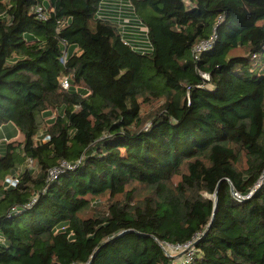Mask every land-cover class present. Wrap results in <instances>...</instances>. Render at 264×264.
<instances>
[{"label": "trees", "instance_id": "1", "mask_svg": "<svg viewBox=\"0 0 264 264\" xmlns=\"http://www.w3.org/2000/svg\"><path fill=\"white\" fill-rule=\"evenodd\" d=\"M103 1L0 0V264H264V0Z\"/></svg>", "mask_w": 264, "mask_h": 264}, {"label": "built area", "instance_id": "2", "mask_svg": "<svg viewBox=\"0 0 264 264\" xmlns=\"http://www.w3.org/2000/svg\"><path fill=\"white\" fill-rule=\"evenodd\" d=\"M35 12L40 16L41 15V8L37 7L35 9ZM116 19H117V24H118V28H119V32L118 34L122 37L123 34H125L124 31V26L121 25L119 22L121 20L122 17V0H119L118 3V7L116 9ZM216 36L212 35L207 41L204 42H200L199 44L196 45V47L194 48V55L193 58L195 60L198 59L199 55L203 52H206L208 50H210V48L212 47L214 40H215ZM65 57H66V53L65 50L63 49L62 51V57L60 59V63L64 64L65 63ZM201 78L203 80H208L207 75L202 74L200 75ZM60 86L62 87V89H68L69 88V82L67 78H61L60 79ZM76 169V166H72L68 163L65 162H61L60 165L58 167L52 168L47 172V182L48 183H52L55 182L63 173L68 172V171H73ZM5 183L7 187H13L14 185H16L18 183L17 177L16 176H8L5 179ZM264 183V176H261L257 183L254 185V187L250 190V192L245 195V196H240L237 193L232 192V196L234 197V199L238 202L244 201L249 199L260 187L261 185ZM35 202V199L32 200V202L27 205L26 207H24L25 209H28L31 207V205ZM11 212L17 214L18 211L17 209H12ZM196 241V237L192 238L191 241L183 244V245H168V244H164V243H160V246L162 248V250L164 251V253L166 254L167 257L172 258V260L174 261L173 263L176 264H190L192 261V258L194 256V242ZM178 253H183L182 256L179 258V260L176 258L178 257Z\"/></svg>", "mask_w": 264, "mask_h": 264}, {"label": "crops", "instance_id": "3", "mask_svg": "<svg viewBox=\"0 0 264 264\" xmlns=\"http://www.w3.org/2000/svg\"><path fill=\"white\" fill-rule=\"evenodd\" d=\"M115 7H116L115 0H104L102 2V13H103V15L107 16L109 18L112 17L116 11ZM127 8H128L127 4L124 3V1H123L122 10L124 12V21L127 22L128 24H131L130 17L128 16V15H130V12H129V10H127ZM132 27H135V26H132ZM4 128L6 129L7 126ZM2 132H3V127L0 128V141H3V139H6V137L11 136L13 134V131L9 130V132H7L6 134H3L1 136Z\"/></svg>", "mask_w": 264, "mask_h": 264}, {"label": "rangeland", "instance_id": "4", "mask_svg": "<svg viewBox=\"0 0 264 264\" xmlns=\"http://www.w3.org/2000/svg\"><path fill=\"white\" fill-rule=\"evenodd\" d=\"M123 1H124V3L127 4L126 0H122V6H123ZM118 3H119V0H115L116 7H118ZM127 10H128V8H127ZM51 116H52V114H51ZM4 127H6V126H4ZM4 127H3V132L1 133V136L3 134H6L7 132H9V130H12L13 134L11 136L6 137V139H3V141H0V154L3 153V151H4L5 142H7L9 140H13V139L20 140L22 138L21 135L15 130V128L12 125H8L6 129ZM182 254L183 253H178L179 256L176 258L179 260V258L182 256Z\"/></svg>", "mask_w": 264, "mask_h": 264}, {"label": "water", "instance_id": "5", "mask_svg": "<svg viewBox=\"0 0 264 264\" xmlns=\"http://www.w3.org/2000/svg\"><path fill=\"white\" fill-rule=\"evenodd\" d=\"M262 176H264V170H263ZM231 193H232V189H231ZM216 205H217V199H216V196H215V198H214V205H213L212 218H213V216L215 214V211H216Z\"/></svg>", "mask_w": 264, "mask_h": 264}]
</instances>
